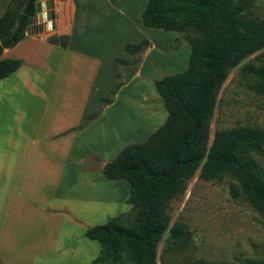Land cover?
<instances>
[{
  "label": "crops",
  "instance_id": "1",
  "mask_svg": "<svg viewBox=\"0 0 264 264\" xmlns=\"http://www.w3.org/2000/svg\"><path fill=\"white\" fill-rule=\"evenodd\" d=\"M9 1L0 0V16ZM48 1L54 25L44 30L34 19L26 35L2 51V58L21 61L0 79L2 264H47L52 259L92 264L100 245L85 230L130 209L129 183L107 179L103 167L145 126L135 129L126 122L118 128L120 124L106 121V114L124 98L134 113L138 106L151 122L157 119L148 133L159 127L167 111L156 87L153 92V79L160 77L158 71H182L188 62L185 43L173 50L175 32L142 24L147 0ZM135 20L144 34L134 35L136 26L132 30L130 24ZM51 35H67V46L49 42ZM142 38L152 45L141 54L137 72H124L125 83L113 101L81 127L114 83V58H129L125 44ZM157 42L170 50L160 52ZM115 46L121 54L113 52ZM126 128L131 140L122 138Z\"/></svg>",
  "mask_w": 264,
  "mask_h": 264
},
{
  "label": "trees",
  "instance_id": "2",
  "mask_svg": "<svg viewBox=\"0 0 264 264\" xmlns=\"http://www.w3.org/2000/svg\"><path fill=\"white\" fill-rule=\"evenodd\" d=\"M25 2L10 0L0 16V79L21 65L19 59L2 58V43L9 40L7 47L15 45L34 22L21 11ZM141 21L146 27L182 34L190 47L188 62L184 70L154 80L167 111L163 124L145 140L126 144L103 167L107 179L129 183L130 209L85 230V236L100 245L92 264H158L157 245L168 229L167 204L199 166L203 180L229 174L231 194H243L264 215V173L251 155L263 154L264 130L257 125L220 130L208 145L210 118L228 71L252 53L259 51L264 57V17L257 13L255 0H147ZM47 40L62 47L68 44L67 35H51ZM148 46L147 38L125 44L130 57L114 58V83L99 99V110L81 127L113 101L125 83L124 72H137ZM241 70L248 88L264 95V65L245 63ZM188 234L175 224L167 240L185 242ZM239 264H264V256Z\"/></svg>",
  "mask_w": 264,
  "mask_h": 264
},
{
  "label": "rangeland",
  "instance_id": "3",
  "mask_svg": "<svg viewBox=\"0 0 264 264\" xmlns=\"http://www.w3.org/2000/svg\"><path fill=\"white\" fill-rule=\"evenodd\" d=\"M255 4L257 13L264 17V0H255ZM135 26L134 35L140 32L144 34L145 28L143 29L140 20L130 24V27H133L132 30ZM152 29L165 31L159 28ZM132 37L134 36L130 39ZM171 37L174 40L173 43H176V45L173 44L174 51L179 50L181 45L183 49L184 43L187 45L184 50L188 58L189 45L182 34L175 32V35ZM155 47L160 52L170 50L169 47L158 42L155 43ZM113 52L121 54L122 49L115 46ZM142 55L137 70L143 61ZM245 63H251L254 66L264 65V57L259 54V51L252 53L228 71L218 91L210 118L208 145L212 143L215 133L220 130L239 125H257L264 130V95L257 94L246 85L244 73L241 70ZM155 66L159 68L157 64ZM158 73L160 77L170 74L161 71ZM152 85L153 92L157 93L154 84ZM134 114L136 116H133ZM106 121L120 124L118 128L126 122L135 129L145 125L139 136L134 141L125 142V145L145 140L158 128H153L148 133L152 126L155 127L157 119L151 122L147 113L140 110L138 106L134 113L133 108H129L124 98L115 109L107 112ZM130 136H132L131 131L126 128L122 134L123 140H131ZM251 155L264 173V152ZM200 171L201 166L184 180L183 190L171 198L167 204L168 229L157 245V263L188 264L193 261H206L239 264L246 258L263 257L264 215L258 213L243 194L239 193L237 196L231 194L230 185L233 181L229 174H223L217 179L203 180L199 177ZM175 224L185 227L189 233L187 241L172 243L167 240L169 228ZM50 262L47 264H77L71 259L61 263H54L55 259H52ZM0 264H2L1 261Z\"/></svg>",
  "mask_w": 264,
  "mask_h": 264
},
{
  "label": "water",
  "instance_id": "4",
  "mask_svg": "<svg viewBox=\"0 0 264 264\" xmlns=\"http://www.w3.org/2000/svg\"><path fill=\"white\" fill-rule=\"evenodd\" d=\"M49 7L50 5L48 0H26L21 11L22 13L33 17L39 23L42 22V27L46 30L47 28L50 29L52 25H54L53 21L50 20L52 16L48 10ZM9 43V40L4 41L2 46L7 47Z\"/></svg>",
  "mask_w": 264,
  "mask_h": 264
}]
</instances>
